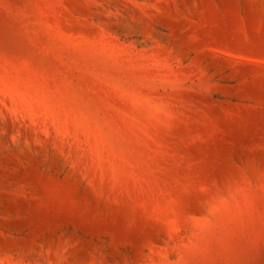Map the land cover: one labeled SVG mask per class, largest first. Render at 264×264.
Wrapping results in <instances>:
<instances>
[{"label":"rangeland","instance_id":"obj_1","mask_svg":"<svg viewBox=\"0 0 264 264\" xmlns=\"http://www.w3.org/2000/svg\"><path fill=\"white\" fill-rule=\"evenodd\" d=\"M0 264H264V0H0Z\"/></svg>","mask_w":264,"mask_h":264}]
</instances>
